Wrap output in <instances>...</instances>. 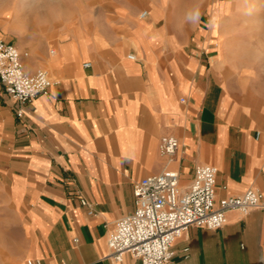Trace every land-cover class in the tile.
Masks as SVG:
<instances>
[{"label": "crops", "instance_id": "obj_1", "mask_svg": "<svg viewBox=\"0 0 264 264\" xmlns=\"http://www.w3.org/2000/svg\"><path fill=\"white\" fill-rule=\"evenodd\" d=\"M138 1L21 52L24 71L51 82L21 118L0 83V264H140L109 259L107 237L134 210L133 184L165 169L184 188L214 166L216 200L264 197V84L230 81L200 7L185 21L171 0ZM165 135L178 140L170 158ZM172 251L170 264H264V207L189 227Z\"/></svg>", "mask_w": 264, "mask_h": 264}, {"label": "built area", "instance_id": "obj_2", "mask_svg": "<svg viewBox=\"0 0 264 264\" xmlns=\"http://www.w3.org/2000/svg\"><path fill=\"white\" fill-rule=\"evenodd\" d=\"M145 16L143 11L140 17ZM88 66V63L84 64V67ZM0 83L17 104V118L24 115V107L35 97L47 94L51 85L45 70L37 69L31 74L25 72L21 53L12 43L2 39ZM177 148L178 140L174 136L161 137V155L170 158ZM216 173L214 166L197 165L191 182L184 188L179 185L177 171L172 169L135 182L132 188L134 210L114 222L107 237V257L119 263L128 253L140 264H170L174 241L189 227L217 230L225 224L228 211L246 214L264 207V197L254 189L216 200ZM79 201L87 208L88 214H92L91 205L84 199ZM26 264L32 262L29 260ZM33 264H39V261Z\"/></svg>", "mask_w": 264, "mask_h": 264}, {"label": "rangeland", "instance_id": "obj_3", "mask_svg": "<svg viewBox=\"0 0 264 264\" xmlns=\"http://www.w3.org/2000/svg\"><path fill=\"white\" fill-rule=\"evenodd\" d=\"M185 6V21L201 9V21L211 33L213 50H221L222 64L232 81L233 73L253 84H264V0H171ZM138 0H0L1 38L20 42L21 52L47 43L49 49L80 21L88 31L91 18L112 16L116 6ZM147 9L143 4L140 11ZM139 11V12H140ZM203 27H205L203 25ZM23 54V55H22ZM22 58L26 53H22Z\"/></svg>", "mask_w": 264, "mask_h": 264}]
</instances>
